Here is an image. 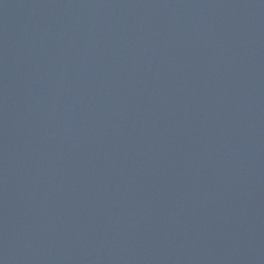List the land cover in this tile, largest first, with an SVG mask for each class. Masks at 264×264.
Here are the masks:
<instances>
[{
  "label": "water",
  "instance_id": "95a60500",
  "mask_svg": "<svg viewBox=\"0 0 264 264\" xmlns=\"http://www.w3.org/2000/svg\"><path fill=\"white\" fill-rule=\"evenodd\" d=\"M0 264H264V0H0Z\"/></svg>",
  "mask_w": 264,
  "mask_h": 264
}]
</instances>
